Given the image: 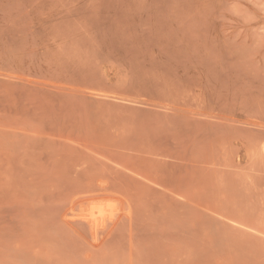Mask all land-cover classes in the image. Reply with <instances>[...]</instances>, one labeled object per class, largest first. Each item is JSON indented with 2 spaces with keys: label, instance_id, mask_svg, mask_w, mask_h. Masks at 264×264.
Segmentation results:
<instances>
[{
  "label": "rangeland",
  "instance_id": "rangeland-1",
  "mask_svg": "<svg viewBox=\"0 0 264 264\" xmlns=\"http://www.w3.org/2000/svg\"><path fill=\"white\" fill-rule=\"evenodd\" d=\"M0 264H264V0H0Z\"/></svg>",
  "mask_w": 264,
  "mask_h": 264
}]
</instances>
